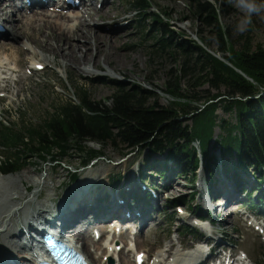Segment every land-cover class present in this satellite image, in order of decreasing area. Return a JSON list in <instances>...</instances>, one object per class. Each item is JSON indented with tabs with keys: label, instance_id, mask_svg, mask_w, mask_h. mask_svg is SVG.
Listing matches in <instances>:
<instances>
[{
	"label": "rangeland",
	"instance_id": "374dc122",
	"mask_svg": "<svg viewBox=\"0 0 264 264\" xmlns=\"http://www.w3.org/2000/svg\"><path fill=\"white\" fill-rule=\"evenodd\" d=\"M57 1L61 3V0ZM204 1L219 9L224 5L226 6V14L221 11L220 23L229 30L228 38L237 50L241 49L247 42L254 50L258 46L264 48V19L255 15L247 19L245 12L237 7L235 3H229V0ZM132 2L133 0H115L117 9L121 10L120 15H118L119 18L116 17L117 19L101 18L90 21L88 15L85 14L81 7L79 13L85 15L88 27L95 28L103 34L122 36L120 48L114 51L115 58L110 61V65L102 58L99 67L95 70V75H88L83 69L81 74H77L74 71L70 72L71 68L66 69L61 59L58 58L57 63H54V55L32 46L33 48L30 49V53L26 56L30 57V61L22 69L23 74L28 77L31 76L26 81V86L32 89L31 91H26L24 96L20 95L17 104L12 105L10 100L7 99L0 106V109H3L0 112V128L6 126L10 130L21 134L30 128H41L64 104L74 101L78 102L77 96L81 93L82 88L85 89L87 97L92 102L102 106L111 105L110 98L116 91L117 83H122L128 88L140 86L154 92L155 96L150 102H155L160 106H169L170 102L176 99L165 94L170 82L185 95H194V92H198L196 94L199 95L202 91H208V85H194L196 79L201 78L203 73L200 64L195 68L191 67L195 63L196 56L194 58L188 57L178 49L167 52L155 50L153 46L156 44V40L154 37L158 26L154 27V20L150 14L155 13L157 16L160 13L165 14L168 19H161L175 32L176 39L179 41L185 42L194 39L200 42L198 35L201 36L208 43L210 48L208 50L221 59V56L216 54L218 42L214 26H205L203 21L197 18L192 9L189 8L190 6H188L189 4L186 0H149L150 9L147 10L146 16L136 12ZM60 3L54 5V9L57 10V7L61 5ZM107 4L102 5L101 2H96L94 7L102 9L108 6ZM65 11L69 13L68 10ZM125 11L127 13H123ZM238 25L243 27L244 30L238 31ZM32 53L37 54L38 60H47L44 64L45 70L31 74V68L35 67L31 62ZM8 55L10 56L11 54H7L3 58H7ZM92 66L93 63L88 67L91 68ZM12 78H17V75H13ZM5 94L1 95L4 96ZM200 95L205 94L200 93ZM12 96L11 94V100ZM194 104L196 105V103ZM218 114L222 118H229L221 110L218 111ZM220 133V129L216 128L214 139L211 142V155L215 154L218 160H220V156L219 152L215 151L214 144ZM87 146L99 150L102 145L88 143ZM103 146L104 148L101 149L104 155L103 158L90 161L85 168L82 165L84 157L74 153L72 156L64 158L59 167L55 168L36 157L27 160L21 172L14 175L0 176V178H16L18 175H22L24 180H27L28 177L32 183L29 193H27L26 201L30 197L33 198V192L36 190L40 191L34 197L31 207L34 209L35 204L45 201L46 198L55 194H58L56 198L60 199L65 192L70 191L75 186L71 183L69 184L71 179L69 171L71 170L78 169L80 177L77 181L78 185L85 177L91 176H96L98 181L107 177L106 180L111 183L113 178L121 174L123 178L119 186H124L121 197L127 199L129 206L133 208L135 204L140 205V202L131 200L132 193L139 191V193H136L143 198L141 200H146L142 202L146 204V212L150 214V217L146 218L143 226L139 227L138 225L130 224L124 227L122 231V227L118 226L114 219L98 222L90 227L96 242L108 245L114 237V229L117 228L118 233L127 232L128 234L127 243H120L117 246V251L125 245H127V249L132 247L134 250V248H138L136 237L141 235L154 250L150 260L145 255V264H151L159 258L160 253H165L166 257L169 255L170 244L175 245L174 252H181L182 254L196 253L195 250L198 248L205 251L210 250L211 247L205 242L197 245L196 240L206 234H212L211 230H214L215 233L218 232L222 236V243L218 247L219 251L221 250L224 254L237 252V256L242 258L244 254L240 251H243L254 261H247L246 264H264V209L262 210L263 213L260 212L261 208L259 206L261 204L260 197H263V194L254 190L257 178L253 175L251 169H248L247 172H238V174L232 175L224 172L222 165L218 163L213 172L214 178L210 180L209 172L206 171V164L203 163L200 170L196 172L195 185H191L186 177L180 176L178 171L172 169L173 165H171V162L167 168L162 167L167 169V175L165 177L159 175L155 166L164 160L165 156L151 155L148 150L143 153L135 152L125 156L124 154L127 151L125 145L118 143V145L105 144ZM195 147L199 149L198 144ZM3 153L4 151L0 149V162L2 161L1 156ZM143 174L147 176L146 182L141 180ZM224 178L237 184L239 188L237 199L232 200L229 203L230 207H227L225 211L224 206L215 211V216L212 217L216 219L217 225L215 227L212 228L209 223H199L195 217L197 215L206 216L204 211L206 208L202 200L207 197V193L211 196L212 192L218 187L219 182ZM169 182H173L174 187L178 189L175 193L176 195L167 194L170 188L164 189ZM66 184L67 186H65ZM131 184L134 186L127 188ZM111 186L112 190L120 188L118 186V188L116 186L115 188L112 184ZM248 192H251V199L256 202L258 207L249 206ZM147 194L150 196L149 200L146 199ZM156 194L160 195L157 200L155 199ZM191 195H194L193 202L190 201ZM109 199L106 196L102 198V202H109ZM187 201H190L189 204L191 203L195 209H189V206L186 205ZM210 201L211 199L209 198V203ZM133 202L135 204H131ZM175 202L185 203H182L177 209H172V204ZM215 204L214 201L211 202L213 208H215ZM108 212L103 210L102 215L105 214L107 216ZM169 215L173 218L174 222L172 224H169L167 217ZM260 215L263 217L259 218ZM20 226L26 231L25 222ZM100 226L106 227L103 237L99 231ZM204 228L207 229L205 232L203 231ZM142 229L144 230L142 231ZM187 229H190L191 234H183ZM68 239L70 238L67 235ZM117 239L119 238L117 237ZM73 242L77 246H81L76 240H73ZM188 245H194L193 248L195 250H185L184 248L188 247ZM91 250L96 252L97 248L92 246ZM97 252L99 255L103 254L104 247ZM134 253H136V250H134ZM130 258L134 261L133 253L130 254ZM101 262L102 264H120L117 254L115 258L110 255L104 256Z\"/></svg>",
	"mask_w": 264,
	"mask_h": 264
},
{
	"label": "trees",
	"instance_id": "16d2710c",
	"mask_svg": "<svg viewBox=\"0 0 264 264\" xmlns=\"http://www.w3.org/2000/svg\"><path fill=\"white\" fill-rule=\"evenodd\" d=\"M186 1L205 26H214L218 42L216 54L221 59L208 50V43L199 35L203 45L194 39L185 42L177 40L175 32L161 19H168L163 13L158 16L150 14L154 27L158 26L153 47L165 52L178 49L188 57L196 56L191 67L200 64L203 73L194 85H208V91L200 92L205 95L196 94L198 92L185 95L170 82L165 94L176 99L169 106H160L150 102L154 92L140 86L128 88L117 83L116 91L110 98L111 105L102 106L92 102L82 88L77 96L78 102L64 104L41 128H30L22 134L6 126L0 128V149L4 151L0 176L21 172L26 161L36 157L54 168L59 167L63 159L73 153L84 157L82 165L85 168L90 161L103 158V145L119 143L127 148L125 156L145 150L151 155L165 156L160 165L155 166L159 175H167V169L163 168L171 162L172 169L186 177L191 185H195L196 172L203 163L210 180L214 178L213 172L218 163L224 172L232 175L251 169L257 178L254 190L263 194L259 204L263 213L264 48L258 46L254 50L248 42L241 49L235 48L228 38L229 30L220 23L221 11L223 14L227 12L225 5L219 9L204 0ZM132 6L136 12L146 16L150 2L133 0ZM220 110L229 118L220 117ZM216 128L221 131L214 144L220 160L215 154L211 155ZM88 143L102 146L97 150L89 148ZM69 173V184H75L80 178L78 169ZM122 178L121 174L116 176L111 184L118 186ZM141 180L145 182L147 176L143 174ZM248 195L249 206L258 207L251 199V192ZM191 196L190 201L193 202L194 195ZM141 199L139 194H132L133 201ZM146 199H150L149 194ZM190 201L186 205L195 209ZM182 203L185 202L173 203L172 209ZM167 217L172 224L173 218L170 215ZM187 233L191 234L190 229L183 232Z\"/></svg>",
	"mask_w": 264,
	"mask_h": 264
},
{
	"label": "bare ground",
	"instance_id": "6f19581e",
	"mask_svg": "<svg viewBox=\"0 0 264 264\" xmlns=\"http://www.w3.org/2000/svg\"><path fill=\"white\" fill-rule=\"evenodd\" d=\"M29 1L28 5L25 0H0V21L4 28L0 32V92L7 94L0 99V106L7 99L10 100V104L15 105L19 102L20 95L24 96L26 91H31L32 88L26 86V81L31 76L23 74L22 69L30 61V57L26 56L30 53L32 46L54 55V63H57L58 58L61 59L66 69L71 68L70 72L81 74L83 69L88 75H95V70L99 67L102 58L110 65V61L115 58L114 51L120 48L122 41L121 35L103 34L95 28L88 27L85 15L79 13L82 7L90 21L119 18L121 10L117 9L115 0H73L74 4H70L69 0H61L59 3L62 10L54 9L53 0ZM96 2H101L102 5L108 3V6L97 9L94 7ZM7 54L11 55L3 58ZM31 58L35 66L44 65L47 61L38 60L36 53H32ZM91 63L93 66L90 68L88 66ZM13 75H17V78H12ZM2 111L1 108L0 112ZM106 178L98 181L96 176L85 177L79 185L77 182L73 184L75 186L65 192L60 199H57L58 194H55L35 204L34 209L31 208L34 197L40 191L33 192V198L30 197L26 201L32 183L28 177L27 180H24L22 175L16 178H3L6 180L0 178V264H39L31 249L35 245L44 248L39 237L43 226H48V229L56 228L64 234L63 239L65 235L66 237L68 235L70 239L67 243L69 244H73V240L81 244V246L76 245L75 249L78 253L85 255L90 264H102L101 260L104 256L110 255L115 258L116 254L120 264H136L139 254L147 255L150 260L154 250L141 235L136 237L138 247L136 253L132 247L127 249V245L117 251V246L120 243L126 244L128 240L127 232L118 233L117 228L114 229V237L108 245L100 244L93 238L90 227L98 222L114 219L118 226L122 227V231L130 224L141 227L146 218L150 217V214L146 212L147 206L144 204L146 200L137 201L140 202L139 206L133 202L131 204L135 206L130 207L129 201L121 197L124 186L118 185L119 189L112 190L111 183ZM132 186L134 185L131 184L127 188ZM167 188H170L167 191L170 195L178 191L173 182H169L164 187L165 190ZM238 189L236 183L224 178L215 191L212 190L211 196L207 193L202 203L204 206L211 207L212 201H221L215 205L216 210L224 206L225 211L227 207H230L229 203L237 199ZM106 196L110 198L109 202H102V198ZM159 196L156 194L155 199L157 200ZM103 210L109 211L107 216L102 215ZM212 220L215 221L214 218ZM24 222L26 231L20 226ZM48 229L45 234H48ZM205 230L207 229H203L204 232ZM99 231L103 237L106 227L100 226ZM211 233L196 240L197 245L202 242H206L210 247L213 245L210 250L205 251L201 248L195 250L194 245H188L184 249H193L196 253L182 254L174 252L175 245L170 244L169 255L166 257L165 253H160L159 258L151 264H206L208 261H214L213 264H227L231 261L232 264H237L240 261L236 258L237 252L224 254L221 250L219 251L218 246L222 243V236L214 230H211ZM92 246L97 248V251L104 247L103 254L99 255L97 251H92ZM132 253L134 261L130 258Z\"/></svg>",
	"mask_w": 264,
	"mask_h": 264
},
{
	"label": "clouds",
	"instance_id": "9594fccd",
	"mask_svg": "<svg viewBox=\"0 0 264 264\" xmlns=\"http://www.w3.org/2000/svg\"><path fill=\"white\" fill-rule=\"evenodd\" d=\"M229 3H235L237 7L241 8L247 19L254 15L264 19V0H229ZM237 30L243 31L244 29L238 25Z\"/></svg>",
	"mask_w": 264,
	"mask_h": 264
}]
</instances>
